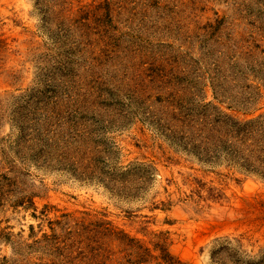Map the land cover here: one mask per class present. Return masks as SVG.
Wrapping results in <instances>:
<instances>
[{
    "label": "rangeland",
    "instance_id": "obj_1",
    "mask_svg": "<svg viewBox=\"0 0 264 264\" xmlns=\"http://www.w3.org/2000/svg\"><path fill=\"white\" fill-rule=\"evenodd\" d=\"M261 136L264 0H0V264H264Z\"/></svg>",
    "mask_w": 264,
    "mask_h": 264
},
{
    "label": "trees",
    "instance_id": "obj_2",
    "mask_svg": "<svg viewBox=\"0 0 264 264\" xmlns=\"http://www.w3.org/2000/svg\"><path fill=\"white\" fill-rule=\"evenodd\" d=\"M217 122L219 125V129L223 128L224 130V135H225V139L223 140V136L220 133V137L217 138L218 142L217 145L215 143V150L216 149H227L228 147H230V143H228V138H233L235 140H237V143L240 145H245L249 139V137L253 136L254 132H255V126L256 124H259L258 121H249L246 123H241L240 121H236L231 119L229 116L224 115V118H217ZM259 132V129H257ZM221 130H219V132H221ZM207 139L209 140V138L207 137ZM264 144V136L259 137V141ZM218 147V148H217ZM262 149H264V146L262 147ZM217 152V151H215ZM232 155H236L239 152L236 150H232ZM243 165H245L246 168L248 169H253V170H257V168L248 160V159H244V163Z\"/></svg>",
    "mask_w": 264,
    "mask_h": 264
}]
</instances>
